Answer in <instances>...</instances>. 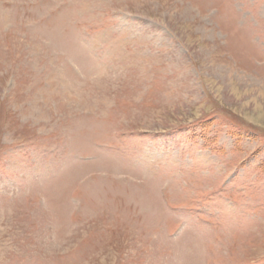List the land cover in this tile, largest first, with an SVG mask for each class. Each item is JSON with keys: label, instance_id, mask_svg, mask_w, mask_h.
<instances>
[{"label": "rangeland", "instance_id": "1", "mask_svg": "<svg viewBox=\"0 0 264 264\" xmlns=\"http://www.w3.org/2000/svg\"><path fill=\"white\" fill-rule=\"evenodd\" d=\"M0 264H264V0H0Z\"/></svg>", "mask_w": 264, "mask_h": 264}]
</instances>
